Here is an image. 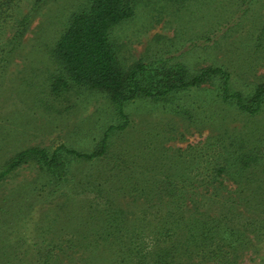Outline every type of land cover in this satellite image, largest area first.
Wrapping results in <instances>:
<instances>
[{
    "label": "rangeland",
    "instance_id": "1",
    "mask_svg": "<svg viewBox=\"0 0 264 264\" xmlns=\"http://www.w3.org/2000/svg\"><path fill=\"white\" fill-rule=\"evenodd\" d=\"M34 1L20 0L13 17L28 13ZM88 1L46 0L0 62V173L15 155L32 148L52 152L62 145L91 153L108 127L120 125L105 92L74 88L57 96L50 89L58 68L50 51L69 15ZM110 38L125 69L161 58L190 72L222 66L244 92L264 80V0H137L133 17L114 27ZM206 87L167 102H129L128 124L110 134L107 153L93 162L73 161L60 179L31 159L1 179L0 264H116V249L143 243L133 237L138 224L146 225L144 232L156 226L155 210L130 186L155 175L161 180L168 171L198 182L199 201L212 196L196 215L199 220L221 219L222 204L227 209L230 202L224 201L239 198L238 185L223 176L208 191L203 188L200 174L214 161L210 145L221 139L260 145L264 113L246 117L218 102L213 86ZM106 206L123 212L118 214L123 236L92 249L89 234L103 228ZM247 237L250 242L233 264H264V233ZM150 245L142 246L149 251Z\"/></svg>",
    "mask_w": 264,
    "mask_h": 264
},
{
    "label": "trees",
    "instance_id": "2",
    "mask_svg": "<svg viewBox=\"0 0 264 264\" xmlns=\"http://www.w3.org/2000/svg\"><path fill=\"white\" fill-rule=\"evenodd\" d=\"M19 1L0 0V62H5L17 47L34 12L46 0H35L28 13L14 18L11 11ZM136 3L137 0H89L88 6L69 15L50 51L58 67L50 78L51 92L62 96L74 88L103 91L121 120L120 125L108 127L91 153L62 145L52 152L38 148L22 151L7 162L0 180L30 159L60 179L73 161L93 162L103 157L108 151L110 134L124 130L128 124L124 106L135 99L167 102L181 92L207 90L205 86L210 85L218 102L233 106L246 117L264 113V80L252 91L244 92L236 88L222 66L190 72L182 64L170 65L157 58L153 62L138 60L126 69L122 67L110 32L133 17ZM7 27L11 31L5 33ZM233 141H212L210 156L214 161L199 177L204 178L200 182L207 191L223 176L238 185L234 192L239 198L224 201L230 202L227 209L222 204L221 219L202 215L206 221H201L196 216L201 206H208L212 199L210 196L205 201L198 200L195 196L198 182L175 172L162 174L161 180L153 174L154 181H137L130 186L138 197L145 196L143 204L155 210L156 226L152 231H142L146 225L140 224L133 231L136 241L151 243L149 251L143 248V243L136 244L134 250L116 249L114 253L119 260L116 264H233L237 252L250 242L247 235L264 233V179L260 175L264 174V138L260 145ZM111 204L112 201L105 200V205ZM104 210L103 228L89 234L92 249L104 242L107 247L113 245L123 236L124 222L118 216L123 212H114L109 206ZM244 213L251 217H245ZM145 214L150 215L147 211Z\"/></svg>",
    "mask_w": 264,
    "mask_h": 264
}]
</instances>
